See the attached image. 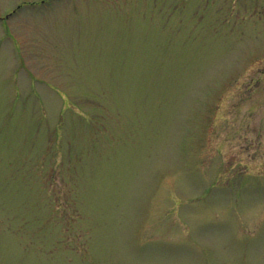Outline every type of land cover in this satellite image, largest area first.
I'll return each instance as SVG.
<instances>
[{
  "label": "rangeland",
  "instance_id": "obj_1",
  "mask_svg": "<svg viewBox=\"0 0 264 264\" xmlns=\"http://www.w3.org/2000/svg\"><path fill=\"white\" fill-rule=\"evenodd\" d=\"M0 264H264V0H0Z\"/></svg>",
  "mask_w": 264,
  "mask_h": 264
}]
</instances>
